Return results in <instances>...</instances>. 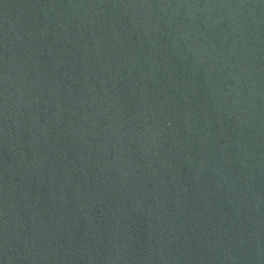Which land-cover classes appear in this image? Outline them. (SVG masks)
<instances>
[{
	"label": "water",
	"instance_id": "1",
	"mask_svg": "<svg viewBox=\"0 0 264 264\" xmlns=\"http://www.w3.org/2000/svg\"><path fill=\"white\" fill-rule=\"evenodd\" d=\"M0 264H264V0H0Z\"/></svg>",
	"mask_w": 264,
	"mask_h": 264
}]
</instances>
